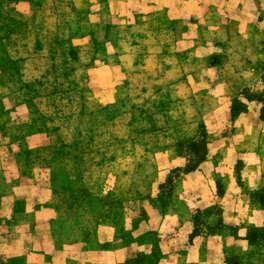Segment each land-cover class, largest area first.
Segmentation results:
<instances>
[{
    "label": "rangeland",
    "instance_id": "374dc122",
    "mask_svg": "<svg viewBox=\"0 0 264 264\" xmlns=\"http://www.w3.org/2000/svg\"><path fill=\"white\" fill-rule=\"evenodd\" d=\"M233 1L248 18L233 20L236 38L220 44L208 63L232 81L237 95L231 109L256 116L258 128L251 136L264 150V0ZM96 9V0H0V84L11 91L5 106L14 113L11 122L22 123L25 162L66 171V181L56 186L60 217L73 218L93 191L104 203L106 218L122 223L127 243H133L123 264H162L163 252L183 254L189 241L178 243L173 234L134 235L165 163L162 149L168 141L176 159L159 182L160 210L184 174L206 155L210 134L199 122L201 113L186 106L190 101L182 105L166 99L157 78L166 64L145 63V74L136 75L130 56L135 32L93 25ZM243 21L251 22L240 31L237 24ZM24 49L26 58L18 61ZM234 74L247 77L240 83ZM146 90V97L139 93ZM231 133L227 124L218 135ZM33 134L42 136V147L32 149L26 141ZM241 154L236 152V176L244 166ZM252 199L264 206V193Z\"/></svg>",
    "mask_w": 264,
    "mask_h": 264
},
{
    "label": "crops",
    "instance_id": "0c3cea01",
    "mask_svg": "<svg viewBox=\"0 0 264 264\" xmlns=\"http://www.w3.org/2000/svg\"><path fill=\"white\" fill-rule=\"evenodd\" d=\"M233 2L96 0L93 25L135 32L130 56L136 75L145 74V63L166 64L157 76L166 99L182 105L190 101L186 106L201 113L199 122L210 134L205 160L184 174L168 206L160 210L159 182L175 168L176 159L167 140L162 149L164 166L157 170L154 194L144 202L146 218L134 231L136 236L138 232L173 234L178 243L189 241L183 254L163 252L162 264H264V206L252 199L264 193V150L257 144L259 138L255 141L251 136L258 128L257 118L245 112L231 121L237 93L232 92V81L222 78L219 66L208 63L220 44L236 38L233 20L248 18ZM249 22L237 24L238 29ZM124 55L121 52L120 58ZM21 58H26V49L17 60ZM232 76L240 83L247 77ZM139 93L146 97L148 91ZM10 94L1 83L0 264H123L133 243H127L122 223L106 218L100 195L89 191L73 218L60 217L56 186H61V179L66 181V171L25 162L22 123H12L14 113L5 106ZM227 124L231 136L221 137L218 133ZM27 140L32 149L43 146L39 134ZM260 140L263 143L264 136ZM239 151L244 166L236 176ZM196 222L200 230L194 233ZM128 224L130 228L131 220ZM150 254L148 250L146 256Z\"/></svg>",
    "mask_w": 264,
    "mask_h": 264
},
{
    "label": "trees",
    "instance_id": "16d2710c",
    "mask_svg": "<svg viewBox=\"0 0 264 264\" xmlns=\"http://www.w3.org/2000/svg\"><path fill=\"white\" fill-rule=\"evenodd\" d=\"M244 111L245 110L243 108L241 110H239V111H234L233 108H232L231 109V121H234L241 113H244ZM204 160H205V156L201 157L198 160L197 167L190 169L188 172L195 171L198 168L199 164L202 163Z\"/></svg>",
    "mask_w": 264,
    "mask_h": 264
}]
</instances>
